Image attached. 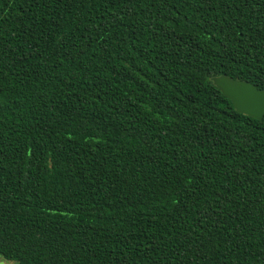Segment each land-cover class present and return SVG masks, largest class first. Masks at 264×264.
<instances>
[{
  "label": "trees",
  "instance_id": "1",
  "mask_svg": "<svg viewBox=\"0 0 264 264\" xmlns=\"http://www.w3.org/2000/svg\"><path fill=\"white\" fill-rule=\"evenodd\" d=\"M264 0H0V257L264 264Z\"/></svg>",
  "mask_w": 264,
  "mask_h": 264
},
{
  "label": "water",
  "instance_id": "2",
  "mask_svg": "<svg viewBox=\"0 0 264 264\" xmlns=\"http://www.w3.org/2000/svg\"><path fill=\"white\" fill-rule=\"evenodd\" d=\"M213 83L221 90L239 113L256 119L264 115V90L249 81L233 79L220 75L212 78ZM244 94H247L245 97Z\"/></svg>",
  "mask_w": 264,
  "mask_h": 264
},
{
  "label": "rangeland",
  "instance_id": "3",
  "mask_svg": "<svg viewBox=\"0 0 264 264\" xmlns=\"http://www.w3.org/2000/svg\"><path fill=\"white\" fill-rule=\"evenodd\" d=\"M0 264H17L15 262H7L0 257Z\"/></svg>",
  "mask_w": 264,
  "mask_h": 264
},
{
  "label": "snow or ice",
  "instance_id": "4",
  "mask_svg": "<svg viewBox=\"0 0 264 264\" xmlns=\"http://www.w3.org/2000/svg\"><path fill=\"white\" fill-rule=\"evenodd\" d=\"M244 95H245L246 98H248V97H247V94H244Z\"/></svg>",
  "mask_w": 264,
  "mask_h": 264
}]
</instances>
